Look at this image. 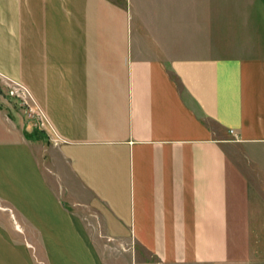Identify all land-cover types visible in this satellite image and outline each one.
<instances>
[{
  "label": "crops",
  "instance_id": "obj_1",
  "mask_svg": "<svg viewBox=\"0 0 264 264\" xmlns=\"http://www.w3.org/2000/svg\"><path fill=\"white\" fill-rule=\"evenodd\" d=\"M0 74V264H264V0H0Z\"/></svg>",
  "mask_w": 264,
  "mask_h": 264
},
{
  "label": "built area",
  "instance_id": "obj_2",
  "mask_svg": "<svg viewBox=\"0 0 264 264\" xmlns=\"http://www.w3.org/2000/svg\"><path fill=\"white\" fill-rule=\"evenodd\" d=\"M13 89L14 91L12 92L7 88L8 93L11 94L15 92L14 99L16 101L18 100V103L21 104L23 112L25 116L29 119V122L32 123L33 127L43 128L45 123H47V119L32 94L19 83H16Z\"/></svg>",
  "mask_w": 264,
  "mask_h": 264
},
{
  "label": "rangeland",
  "instance_id": "obj_3",
  "mask_svg": "<svg viewBox=\"0 0 264 264\" xmlns=\"http://www.w3.org/2000/svg\"><path fill=\"white\" fill-rule=\"evenodd\" d=\"M0 80L3 81V82L5 83V85H4V83H3V86L5 87V90H6V91H5L6 94H5V93L2 91V89H1V88H3V87L0 85V94L3 95L4 97H6V99H7V101H8V108L10 109V111H11V112L14 111L15 113L20 114V118H21L23 121H26V122L29 123V119L25 116V114H24V112H23V109H22V107H21V104L18 103V102H19L18 100L16 101V100L14 99V94H15V92H14V93H11V94L8 93V90H11L12 92L14 91L13 87H14V85H15L16 83H19L21 86L25 87V88L30 92L29 88H28L25 84H23L21 81L14 80V79H12V78L6 77V76H4L3 74H0ZM15 82H16V83H15ZM11 84H12V85H11ZM6 86H7V87H6ZM7 88H8V90H7ZM18 216H19V215H18ZM18 221H19V223H20L24 228H26L25 222H24L22 219H20V218L18 217ZM40 264H42V263H40Z\"/></svg>",
  "mask_w": 264,
  "mask_h": 264
}]
</instances>
